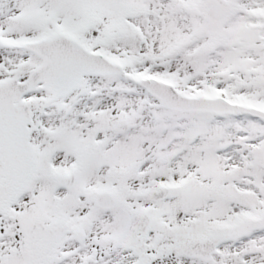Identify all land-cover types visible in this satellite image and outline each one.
<instances>
[{"label": "snow or ice", "instance_id": "obj_1", "mask_svg": "<svg viewBox=\"0 0 264 264\" xmlns=\"http://www.w3.org/2000/svg\"><path fill=\"white\" fill-rule=\"evenodd\" d=\"M0 264H264V0H0Z\"/></svg>", "mask_w": 264, "mask_h": 264}]
</instances>
